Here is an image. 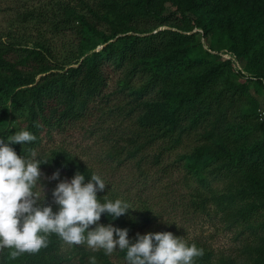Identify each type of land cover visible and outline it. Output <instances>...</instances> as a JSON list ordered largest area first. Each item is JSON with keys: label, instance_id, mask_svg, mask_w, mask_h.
Segmentation results:
<instances>
[{"label": "trees", "instance_id": "obj_1", "mask_svg": "<svg viewBox=\"0 0 264 264\" xmlns=\"http://www.w3.org/2000/svg\"><path fill=\"white\" fill-rule=\"evenodd\" d=\"M171 1L177 11L169 15L157 10L155 0L125 2L120 5L125 28L117 30L110 0H89L86 13L77 17L74 39L65 46L41 44L14 54L12 45L0 46V139L22 128L31 131L37 139L25 145L24 154L29 155L41 145L44 133L66 131L98 114L109 101L111 74L120 72L125 80L118 86L143 100L138 121L148 145L160 143L163 149L174 150L186 138L201 136V143L180 157L186 174L199 182L194 207L220 216L235 231L242 242L241 261L264 264V124L249 100L250 81L225 82L235 74L231 61L209 60L195 35L171 29L154 33L163 26L200 28L206 36L226 42L218 49L228 47L237 57H252L258 84L264 87V0H241L243 7L230 12L216 7L222 0L215 6L214 0ZM63 10L64 16H75L73 10ZM141 24L150 29L133 28ZM10 54L15 62L8 60ZM134 79L143 84L132 86ZM12 147L22 154V144ZM57 160L72 174L77 170L86 178L92 174L69 155L61 154ZM98 196L105 199L104 192ZM109 219L104 214L100 222ZM55 245L49 238L38 253L15 259L5 249L3 264H48ZM103 255L99 253L97 264H113Z\"/></svg>", "mask_w": 264, "mask_h": 264}, {"label": "rangeland", "instance_id": "obj_2", "mask_svg": "<svg viewBox=\"0 0 264 264\" xmlns=\"http://www.w3.org/2000/svg\"><path fill=\"white\" fill-rule=\"evenodd\" d=\"M86 1L89 0H0V46L12 45L13 54L22 48L30 50L41 44L53 48L65 46L74 39V27L79 26L77 17L86 13ZM127 1L136 0H110V17L113 28L117 30L125 28L121 27L126 17L123 16V7L120 5ZM219 1L214 0L212 5H217ZM155 2L158 4L157 10L164 15L177 11V6L171 0ZM63 7L67 11L73 10L75 16H64ZM216 7L230 12L241 9L243 3L241 0H222ZM57 16L59 20L55 23ZM65 19L68 23L63 24ZM133 28L138 31L150 29L142 24ZM165 29L183 35H195L211 61L214 57L230 60L231 70L235 74L226 77L225 82L242 84L250 81L249 100L252 99L253 109L258 114L259 121L264 124L261 121L264 87L258 84L256 61L252 57H237L228 47L218 49L226 42L206 36L204 30L197 27L184 31L163 26L154 33ZM128 34L140 35L134 32ZM100 49L102 47L98 50ZM7 58L12 62L16 60L12 54ZM121 80H125V75L113 71L106 91L109 101L107 105L99 107V113L92 119L66 131L55 129L49 135H42V143L35 150L39 158L48 161V164L41 165L42 175L37 184L41 197L46 192L48 203H52V190L58 181L51 177L57 170L60 171L61 180L74 176L75 173L65 170L63 163L57 160L59 155L66 154L77 163L85 167L88 165L92 173L95 172L104 179L107 186L103 192L107 199L119 198L127 201L134 209L120 217L127 222L112 221L114 226L128 228L129 235L132 232L147 234L171 231L204 250L203 256L196 258L195 264H231L234 259L238 264H253V260L241 261V239L235 231L227 228L220 216L207 215L194 207L197 199L193 198V194L199 182L186 174L180 157L201 143V136L186 138L174 150H165L160 143L148 145L138 121L143 100L136 95L130 96L129 89L120 88L118 85ZM142 84L141 79H134L132 82V86L136 88ZM138 148L140 150L136 152ZM213 185L222 186L221 183ZM52 206L54 211L57 210V205ZM109 222L110 219L105 224ZM49 238H53L56 245L48 264H89L90 256H96L99 262V253H104L102 249L93 252L85 244L70 246L54 234ZM4 250L0 251V264L5 262ZM119 252L103 256L113 264H127Z\"/></svg>", "mask_w": 264, "mask_h": 264}, {"label": "clouds", "instance_id": "obj_3", "mask_svg": "<svg viewBox=\"0 0 264 264\" xmlns=\"http://www.w3.org/2000/svg\"><path fill=\"white\" fill-rule=\"evenodd\" d=\"M36 139L23 128L0 139V251L9 249L12 259L35 254L48 246L54 234L65 244H85L93 252L102 249L106 256L125 252L127 264H195L203 256L204 250L196 243L171 231L137 233L130 238L128 228L114 226L112 221L134 209L119 198L106 199L105 195L100 199L98 193L107 184L95 172L86 178L77 170L71 179L61 180L57 170L51 179L58 183L52 190V203H48L46 192L42 198L37 190L41 165L48 161L39 158L34 149L24 154L25 145ZM15 144L23 145L22 154L12 147ZM53 204L58 206L55 211ZM104 214L110 218L107 224L100 222ZM89 264H97L96 256L89 257Z\"/></svg>", "mask_w": 264, "mask_h": 264}, {"label": "built area", "instance_id": "obj_4", "mask_svg": "<svg viewBox=\"0 0 264 264\" xmlns=\"http://www.w3.org/2000/svg\"><path fill=\"white\" fill-rule=\"evenodd\" d=\"M261 121L264 122V110L261 111Z\"/></svg>", "mask_w": 264, "mask_h": 264}]
</instances>
